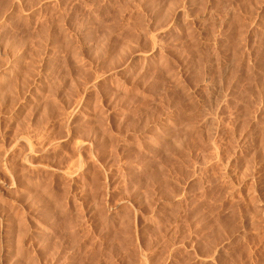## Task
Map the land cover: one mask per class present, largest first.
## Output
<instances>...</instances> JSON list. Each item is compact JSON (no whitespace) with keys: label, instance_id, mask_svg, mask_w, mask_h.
I'll return each instance as SVG.
<instances>
[{"label":"rangeland","instance_id":"1","mask_svg":"<svg viewBox=\"0 0 264 264\" xmlns=\"http://www.w3.org/2000/svg\"><path fill=\"white\" fill-rule=\"evenodd\" d=\"M0 264H264V0H0Z\"/></svg>","mask_w":264,"mask_h":264},{"label":"bare ground","instance_id":"2","mask_svg":"<svg viewBox=\"0 0 264 264\" xmlns=\"http://www.w3.org/2000/svg\"><path fill=\"white\" fill-rule=\"evenodd\" d=\"M29 142V141H28ZM77 146H79V144L77 145ZM79 147H81V146H79ZM28 150V149H27ZM33 150V149H32ZM29 153H30V151H29ZM29 153H28V155H29ZM26 154V153H25ZM27 156V155H26ZM24 157H25V155H24ZM27 159V158H26ZM25 158H24V160H26ZM22 161V160H21ZM23 162V161H22ZM23 163H25V162H23ZM82 165V164H81ZM78 167H79V169H80V165H79V163H78ZM78 167H73V171L71 170V172L69 171H65V174L67 175V176H71L72 178H73V176L76 174L75 172H77V170L79 171V169H78ZM82 167V166H81ZM75 168H77L76 170H75ZM82 169H80V171H81ZM75 173V174H74ZM68 178H70V177H68ZM71 179V178H70ZM257 208V207H256ZM254 211V210H253ZM256 212V211H255ZM254 212V213H255ZM10 229V228H9Z\"/></svg>","mask_w":264,"mask_h":264}]
</instances>
